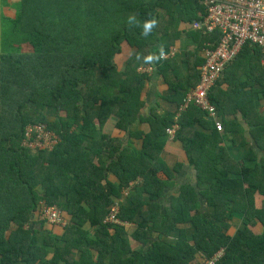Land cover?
<instances>
[{
  "label": "trees",
  "instance_id": "16d2710c",
  "mask_svg": "<svg viewBox=\"0 0 264 264\" xmlns=\"http://www.w3.org/2000/svg\"><path fill=\"white\" fill-rule=\"evenodd\" d=\"M19 1L15 16L9 0L0 14V264H206L221 251L216 264H264V116L253 98L264 97L259 47L246 44L229 66H247L248 79L234 75L227 93L244 123L225 120L215 88L224 132L195 105L181 113L174 140L196 167L198 185L181 187L165 208L186 164L163 159L167 129L200 83L204 50L222 36L195 29L206 16L202 0ZM185 35L196 46L179 47ZM172 47L185 52L183 67L195 59L188 78L175 81L177 57L162 58L161 49ZM125 49L121 71L114 59ZM147 66L151 74L138 71ZM155 77L169 86L165 101L175 110L159 113L157 105L144 115L143 89ZM108 120L130 133L127 146L100 133ZM40 123L58 138L51 151L22 145L26 127ZM244 124L253 142L242 137L251 152L237 163L228 144L238 145ZM96 132L100 141L89 145ZM42 205L60 209L66 226L40 228ZM116 208L119 224L106 222Z\"/></svg>",
  "mask_w": 264,
  "mask_h": 264
},
{
  "label": "built area",
  "instance_id": "2783aa9c",
  "mask_svg": "<svg viewBox=\"0 0 264 264\" xmlns=\"http://www.w3.org/2000/svg\"><path fill=\"white\" fill-rule=\"evenodd\" d=\"M206 9V16L194 24L196 30L204 33H221L218 45L214 48L209 44L204 50L206 63L202 68V76L198 86L191 90L176 117L173 126L167 129L172 140L175 139L180 124L179 117L182 112L190 106L195 105L208 114L216 128L220 132L225 131V124L222 120L218 107L211 99V92L216 88L228 70V67L236 60L242 48L246 44L259 47L261 53V71L264 87V0H202ZM179 53V48L172 47L164 52L163 59L175 58ZM140 72L151 74V66L140 67ZM261 113L264 116V97L261 105ZM58 144L56 134L49 130L45 124H35L26 127L23 146L37 151L39 149L53 150ZM118 209H114L106 222L119 224L117 220ZM40 221L66 226V221L62 217L60 209L56 206L48 207L42 205ZM224 255L221 251L206 264H216Z\"/></svg>",
  "mask_w": 264,
  "mask_h": 264
},
{
  "label": "crops",
  "instance_id": "0c3cea01",
  "mask_svg": "<svg viewBox=\"0 0 264 264\" xmlns=\"http://www.w3.org/2000/svg\"><path fill=\"white\" fill-rule=\"evenodd\" d=\"M181 43H184V44L187 43V44L191 45L192 47L196 46V43L194 42V40L189 39L187 35L183 36V39L178 44L179 47L181 46ZM185 55H186L185 52H181V53L179 52L178 55L176 56L177 57L176 60H178V63H180V67L176 71L172 72V77L175 81L178 80V74L184 76V78H188L190 75L188 69H189V67L193 66L195 59L194 58L191 59L190 66H188V68L183 67L184 64L182 62L185 61V57H186ZM127 56H128V52L125 49V50H123L122 54H119L117 56V58L114 59L118 69H120L121 71H124L126 68ZM202 56L204 57L203 53H202ZM254 61L255 60H253V64H254ZM258 63H259V68H260V66H261L260 62H258ZM253 66L256 68L255 65H253ZM245 71H247L246 65H245V67H241V69H234V68L230 69V67H229L227 72L225 73L223 80L220 83V85L214 89V100H215L214 102L216 104H218V106L220 105L218 100H220V102L222 104H226L225 110L222 109L224 114H226L224 117L226 121L238 119L241 122H243L241 112L238 111V113L236 114L233 110V107H232L233 104L228 103L229 99H227L228 98L227 93L232 90L231 85H230V81L231 82L234 81V75H240L242 81H245L248 79V77L245 75ZM193 89H195V88H191L189 90V92ZM254 89L261 91V86L255 85ZM247 90H248L247 93H252L251 91L253 89L247 88ZM168 93L170 94L169 86L166 85V83L164 82V80L161 77H155V78H151V80H148L145 84V87H144L143 93H142V99L145 102V107L143 109L144 115L147 114L148 111L151 110V108H153L154 106H157V105H159L161 107L158 109L159 113L164 112V111L175 110L174 109L175 106L173 107V106H171V104L169 102L165 101V96ZM253 98H254V102H255V107H258V109L260 111L261 105L263 103L262 93L261 92L260 93L255 92L253 94ZM219 112L221 113V109ZM206 120L210 121L208 119H206ZM95 126L97 128L98 127L100 128L98 122H95ZM135 128H137V126L134 127V129ZM195 128L201 129L203 127L196 124ZM241 128L242 129L238 132V134H236V139H237L238 145L231 146V144H230L231 142L228 144L230 147L229 153L236 160L235 162H237V163L244 160L247 157V155L251 152V146L249 144H246V145L241 144L242 143V137L247 138V140L250 143L253 142L251 140L252 138H251V134H250L248 126L244 124V127H241ZM205 132L207 134H209V130H205ZM100 133L110 134L111 138L117 139L121 144H123V146H127L128 142L131 139L129 132L116 128L114 126V123L111 120H108L107 122H105V125H104V127ZM100 135L101 134H98L96 132L94 138L93 137L87 138V143L89 145L93 146L94 143L100 141ZM133 143L137 145L136 140H133ZM253 148L256 151H259V154H260L259 149H257L256 147H253ZM197 149L202 151L203 146H201ZM209 149L214 150V147L209 148ZM196 153L199 154V152H197V151H196ZM162 157L171 166H175L179 162L186 163L183 166L182 171L178 174V176L176 178L177 184H176V187L173 189V191L170 192L172 194L167 192L166 197L163 200L162 204H164L166 206L165 208H168V207H170L169 203L173 202V200H174V194L177 195L178 190L181 187L198 185V171L196 170V167L194 165L189 164L187 152L184 149L181 141L172 140L169 138V140L167 141V145H165V150L162 153ZM200 200L202 203L203 211H206L208 208V203H207L206 199L201 196ZM132 247L138 248L139 243H137V242L132 243Z\"/></svg>",
  "mask_w": 264,
  "mask_h": 264
},
{
  "label": "rangeland",
  "instance_id": "374dc122",
  "mask_svg": "<svg viewBox=\"0 0 264 264\" xmlns=\"http://www.w3.org/2000/svg\"><path fill=\"white\" fill-rule=\"evenodd\" d=\"M9 5H10V10H9V14H11V16H15V10H13V8H16V6H19L20 5V1L19 2H17V0H9ZM7 6V4H5L4 2H3V0H0V14L2 13V9L3 8H5ZM1 42H2V35H1V29H0V46H1ZM178 44H179V42H178ZM63 117H65V112H61L60 113ZM49 117V120L50 121H53L54 120V117L53 116H48ZM230 144H232V143H230ZM37 224L39 225V227L41 228V227H43L44 226V224H46V223H44V222H42V221H40V220H38L37 221Z\"/></svg>",
  "mask_w": 264,
  "mask_h": 264
},
{
  "label": "clouds",
  "instance_id": "9594fccd",
  "mask_svg": "<svg viewBox=\"0 0 264 264\" xmlns=\"http://www.w3.org/2000/svg\"><path fill=\"white\" fill-rule=\"evenodd\" d=\"M133 19V17H130L129 20ZM157 23V21L155 19L152 20H148L146 22H144L143 24V32L142 35L147 36L149 32H151L153 26H155ZM161 55L163 56V50L161 49ZM146 60L151 61L153 59V55H148L147 57H145Z\"/></svg>",
  "mask_w": 264,
  "mask_h": 264
}]
</instances>
